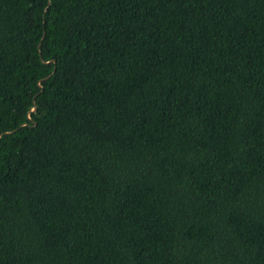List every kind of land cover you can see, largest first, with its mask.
Wrapping results in <instances>:
<instances>
[{
	"label": "trees",
	"instance_id": "1",
	"mask_svg": "<svg viewBox=\"0 0 264 264\" xmlns=\"http://www.w3.org/2000/svg\"><path fill=\"white\" fill-rule=\"evenodd\" d=\"M0 134V264H264V0H0Z\"/></svg>",
	"mask_w": 264,
	"mask_h": 264
},
{
	"label": "water",
	"instance_id": "2",
	"mask_svg": "<svg viewBox=\"0 0 264 264\" xmlns=\"http://www.w3.org/2000/svg\"><path fill=\"white\" fill-rule=\"evenodd\" d=\"M36 110V105L34 104V106H33V108H32V110H31V112H33V111H35ZM30 117V116H29ZM23 124H28V122H25V123H23ZM15 131V130H14ZM12 131H7V133H11ZM1 135L2 134H0V137H1Z\"/></svg>",
	"mask_w": 264,
	"mask_h": 264
}]
</instances>
